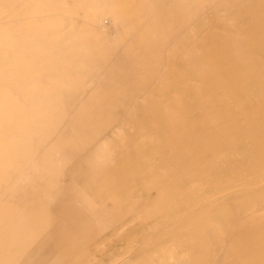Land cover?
Instances as JSON below:
<instances>
[{"label": "rangeland", "instance_id": "1", "mask_svg": "<svg viewBox=\"0 0 264 264\" xmlns=\"http://www.w3.org/2000/svg\"><path fill=\"white\" fill-rule=\"evenodd\" d=\"M225 1L0 0V255L8 256L0 264H19L55 226L50 207L69 171L108 158L109 145L122 158L129 142L149 148L139 158L157 161L159 185L173 194L166 209L172 215L158 216V226L174 240L224 243L241 222L237 210L245 218L264 208L261 66L239 77L237 99L224 93L215 99L218 109L206 124L156 127L154 112L141 104L166 56L172 59L176 33ZM134 106L143 112L130 125ZM127 128L141 134L125 136ZM172 147L173 166L165 168ZM88 254L90 263H120Z\"/></svg>", "mask_w": 264, "mask_h": 264}, {"label": "crops", "instance_id": "2", "mask_svg": "<svg viewBox=\"0 0 264 264\" xmlns=\"http://www.w3.org/2000/svg\"><path fill=\"white\" fill-rule=\"evenodd\" d=\"M173 41L172 59L166 56L141 104L154 112L152 121L156 127L173 129L183 123L191 128L206 124L214 111H209L211 106L205 103L213 102L221 93L236 91L239 77L253 75L260 66L264 72V0L222 2L199 15L186 30L177 32ZM187 89L190 95L186 94ZM155 91L162 94L156 100ZM137 111L143 112L139 106L130 110L128 124L137 122ZM123 132L125 136L141 134L136 128ZM114 147L109 145L108 158L91 160L79 169L71 168L66 177L68 185L61 187L50 207L57 218L55 226L45 229L36 244L20 258L19 264H69L76 258L78 264H100L99 261L90 263L88 251L105 263L119 259V264H264V208L255 214L246 213L245 218V211L237 210L236 219L240 215L241 222L238 224L237 220L236 228L231 226L229 239L224 243L217 237L207 241L204 236L194 243L174 240L167 227L163 231L158 226V216L172 215L166 209L172 206L173 194L159 185L164 181H159L157 161L139 158L138 153L149 148L142 149L141 144L129 142L120 151L124 154L122 158ZM176 150L174 147L166 149L171 155L163 158L165 168L173 166L169 163L175 159ZM182 164L176 166L186 165ZM86 208L95 209V216H89ZM16 227L14 222L9 232ZM63 238L66 242L59 247ZM7 257L0 255V259Z\"/></svg>", "mask_w": 264, "mask_h": 264}, {"label": "bare ground", "instance_id": "3", "mask_svg": "<svg viewBox=\"0 0 264 264\" xmlns=\"http://www.w3.org/2000/svg\"><path fill=\"white\" fill-rule=\"evenodd\" d=\"M241 12H242V11H241ZM243 12H244V11H243ZM243 12H242V13H243ZM233 13H236V12H233ZM226 14H227V13H226ZM229 14H230V13H229ZM229 14H228V16H229ZM237 14L239 15V12H237ZM233 16H237V15L234 14ZM244 16H245V15H244ZM231 17H232V16H231ZM243 19H245V18H243ZM235 20L237 21V19H235ZM235 20H234V21H235ZM241 20H242V17H241ZM242 21H243V20H242ZM244 21H245V20H244ZM230 22H231V21H230ZM232 23H233V21H232ZM232 23H231V24H232ZM227 26H228V25H227ZM260 26H261V25H260ZM235 27H236V26H234L233 28L236 30L237 27H236V28H235ZM261 27H262V26H261ZM261 27H260V29H261ZM251 28H252V27H251ZM237 29H238V28H237ZM260 29H259V30H260ZM227 30H228V29H227ZM235 30H233V31H235ZM252 30H254V29H252ZM252 30H251V32H252ZM259 30H258V31H259ZM232 33H233V32H232ZM257 33H258V32H257ZM215 34H216V33H215ZM240 34H241V33H240ZM216 35H217V34H216ZM242 36H243V34H242ZM204 39H205V38H204ZM243 39H246V38L243 37ZM207 40H208V39H207ZM241 40H242V39H241ZM204 41H205V40H204ZM249 41H250V40H249ZM207 42H208V41H207ZM201 43H203V41H202ZM201 43H200V44H201ZM259 43H261V42H259ZM262 43H264V42H262ZM182 44H183V43H182ZM193 44H194V43H193ZM196 44L198 45L199 43H196ZM253 44H255V43H253ZM186 45H187V44H186ZM197 45H196V46H197ZM201 45H202V44H201ZM255 46H257V45H255ZM191 47L193 48L194 46L191 45ZM249 47H250V45H249ZM197 48H199V45H198ZM197 48H196V49H197ZM247 48H248V47H247ZM199 49H200V48H199ZM252 49H253V48H252ZM189 50L191 51V49H189ZM190 51H188V52H190ZM201 51H202V50H201ZM204 51H205V50H204ZM190 53H191V52H190ZM205 53H207V52H205ZM188 54H189V53H188ZM188 54H187V55H188ZM207 56H208V55H207ZM171 58H172V57H171ZM207 59H208V58H207ZM205 60H206V59H205ZM205 62H206V61H205ZM203 64H204V63H203ZM207 64H208V63H206V66L208 67ZM202 66H203V65H202ZM206 66H205V67H206ZM191 67H192V66H191ZM207 67H206V68H207ZM200 68H201V67H200ZM209 68H210V67H209ZM207 69H208V68H207ZM187 72H188V70H187ZM200 72H201V71H200ZM193 74H194V73H193ZM200 75H201V74H200ZM187 76H188V75H187ZM213 76H215V75H213ZM196 77H197V76H196ZM249 77H250V76H249ZM251 77H252V76H251ZM246 78H247V77H246ZM216 80H217V79H216ZM254 80H255V79H254ZM245 81H247V80H245ZM180 82H181V81H180ZM187 82H188V81H187ZM251 82H252V81H250V83H251ZM178 83H179V82H178ZM192 83H193V82H192ZM248 83H249V82H248ZM253 83H254V82H253ZM181 84H182V83H181ZM194 84H195V83H194ZM218 84H219V83H217V85H218ZM189 85H190V84H189ZM245 85H246V83H245ZM249 85H250V84H249ZM251 85H253V84H251ZM182 86H183V85H182ZM185 86H186V85H185ZM193 86H194V85H193ZM209 86H210V85H209ZM218 86H221V85H218ZM238 86H239V84H238ZM247 86H248V84H247ZM187 87H188V86H186V88H187ZM198 87H199V86H198ZM198 87H197V88H198ZM210 87H212V86H210ZM188 88H189V87H188ZM191 88H192V87H191ZM206 88H207V87H206ZM221 88H222V87H221ZM236 88H237V87H236ZM242 88H243V87H242ZM210 89H211V88H210ZM212 89H213V87H212ZM214 89H215V88H214ZM219 90H220V89H219ZM219 90H218V92H219ZM232 90H233V89H232ZM244 90H247V89H244ZM170 91H171V90H170ZM170 91H169L168 93H170ZM192 91H193V89H192ZM197 91H198V90H197ZM202 91L204 92V90H202ZM239 91H240V90H239ZM242 91H243V89H242ZM166 92H167V91H166ZM187 92H188V89H187V91H186V94H189V92H188V93H187ZM190 92H191V91H190ZM203 92H202V94H203ZM218 92H217V93H218ZM224 92H225V91H224ZM244 92H245V91H244ZM168 93H167V94H168ZM183 93H184V92H183ZM191 93H192V92H191ZM198 93H199V92H198ZM198 93H197V94H198ZM207 93H208V92H207ZM237 93H238V88L236 89V91H232V94H231L230 92L227 93V94H229V95H231V96H234V97H232V98L237 99ZM240 93H241V92H240ZM245 93H247V91H246ZM170 94H171V93H170ZM181 94H182V93H181ZM184 94H185V93H184ZM195 94H196V92H195ZM204 94H205V93H204ZM224 94H225V93H224ZM161 95H162V94H161ZM175 95H177V93H176ZM189 95H190V94H189ZM208 95H209V94H208ZM208 95H207V96H208ZM214 95H216V94H214ZM219 95H221V94H219ZM225 95H226V94H225ZM239 95L242 96L241 94H239ZM158 96H159V95H158ZM163 96H164V95H163ZM165 96H166V95H165ZM172 96H173V95H172ZM182 96H184V95H182ZM197 96H198V95H197ZM201 96H202V95H201ZM201 96H200V97H201ZM210 96H211V93H210ZM210 96H209V97H210ZM226 96H227V95H226ZM156 97H157V96H156ZM187 97H188V96H187ZM187 97H186V98H187ZM192 97H193V96H192ZM217 97H218V95H216V98H217ZM220 97H221V96H220ZM224 97H225V96H224ZM246 97H248V95L246 96V94H245V98H246ZM249 97H251V96H249ZM249 97H248V99H246V100H249ZM158 98H159V97H158ZM167 98H168V97H167ZM172 98H173V97H172ZM198 98H199V96H198ZM198 98L196 97L195 99H198ZM210 98L212 99V97H210ZM245 98H244V99H245ZM187 99L189 100V98H187ZM211 99H210V101H211ZM241 99H242V98H241ZM244 99H243V101H244ZM251 99H252V98H251ZM251 99H250L249 101H251ZM207 100H208V98H207ZM226 100H227V99H226ZM261 100H262V99H261ZM201 101H202V100H201ZM201 101H200V102H201ZM203 101H204V99H203ZM192 102H193V101H192ZM196 102H198V101L196 100ZM238 102H240V101H238ZM198 103H199V102H198ZM204 103H205V102H204ZM204 103H203V104H204ZM219 103H220V102H219ZM241 103H242V102H241ZM247 103L249 104L248 101H247ZM205 104H208V105L211 106V107H210L211 110H209V111H214V110L218 109V107H217V103L215 102V100H214L213 102H211V103L209 102V103H205ZM235 104H236V103H235ZM208 105H207V106H208ZM226 105H227V104H226V102H225V106H226ZM231 105L233 106V104H231ZM201 106H202V103H201ZM204 106H206V105H204ZM226 107H227V106H226ZM230 108H232V107H230ZM208 109H209V108H208ZM233 109H234V108H233ZM238 111H239V110H238ZM228 112H229V111H228ZM210 113H212V112H210ZM245 113H247V111H246ZM186 114H187V113H186ZM190 114H193V113L190 112ZM197 114H198V113H197ZM208 115H209V114H208ZM210 115H211V117L213 118L212 114H210ZM214 115H215V114H214ZM230 115H231V113H230ZM190 116H191V115H190ZM240 116H241V114H238V112H236V110H235V115H234V116H230V117H233V118L235 119L234 121H236L238 118H240ZM187 117H188V116H187ZM181 118H182V116H181ZM183 118H184V117H183ZM207 119H208V118H207ZM230 119H231V118H230ZM232 122H233V121H232ZM234 124H235V123H234ZM237 125H238V124H237ZM178 126H179V125H178ZM141 130H142V129H141ZM215 130H216V129H215ZM136 131H137V129H136ZM197 132L199 133V131H197ZM235 132H236V131H235ZM235 132H234V133H235ZM239 135H240V134H239ZM241 135H242V134H241ZM197 136H198V135H197ZM199 137H200V136H199ZM218 137H219V136H218ZM145 141H146V140H145ZM219 141H222V140H219ZM146 142H147V141H146ZM146 142H144V143H146ZM142 143H143V142H142ZM148 143H149V142H148ZM222 143H224V142H222ZM220 145H221V144H220ZM230 148H231V147H230ZM225 150H228V151H229V147L226 146V149H225ZM236 150L238 151V149H233V152L235 153V155H236V152H237ZM200 151H201V150H200ZM146 158H147V157H146ZM71 170H72V169H71ZM71 170H70V171H71ZM70 171H69V173H70ZM261 245L263 246V244H261ZM252 246H253V245H252ZM259 246H260V245H259Z\"/></svg>", "mask_w": 264, "mask_h": 264}]
</instances>
